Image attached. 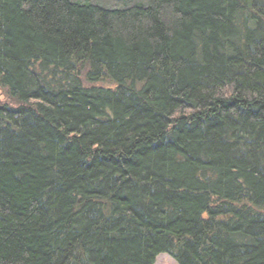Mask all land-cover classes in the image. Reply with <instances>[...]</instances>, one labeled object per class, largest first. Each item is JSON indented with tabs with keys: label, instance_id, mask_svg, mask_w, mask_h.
Instances as JSON below:
<instances>
[{
	"label": "trees",
	"instance_id": "16d2710c",
	"mask_svg": "<svg viewBox=\"0 0 264 264\" xmlns=\"http://www.w3.org/2000/svg\"><path fill=\"white\" fill-rule=\"evenodd\" d=\"M264 264V0H0V264Z\"/></svg>",
	"mask_w": 264,
	"mask_h": 264
},
{
	"label": "rangeland",
	"instance_id": "374dc122",
	"mask_svg": "<svg viewBox=\"0 0 264 264\" xmlns=\"http://www.w3.org/2000/svg\"><path fill=\"white\" fill-rule=\"evenodd\" d=\"M155 264H178V263L171 256L163 253L157 257Z\"/></svg>",
	"mask_w": 264,
	"mask_h": 264
}]
</instances>
